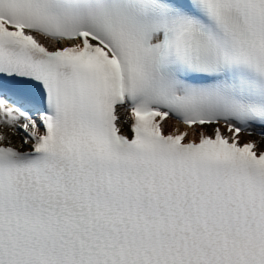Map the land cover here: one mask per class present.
Segmentation results:
<instances>
[{"label": "snow or ice", "instance_id": "1", "mask_svg": "<svg viewBox=\"0 0 264 264\" xmlns=\"http://www.w3.org/2000/svg\"><path fill=\"white\" fill-rule=\"evenodd\" d=\"M0 264H264V0H0Z\"/></svg>", "mask_w": 264, "mask_h": 264}]
</instances>
